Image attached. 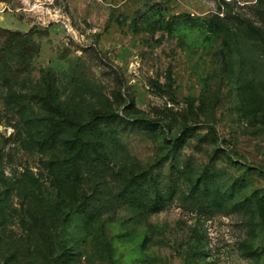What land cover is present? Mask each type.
<instances>
[{
    "label": "rangeland",
    "instance_id": "1",
    "mask_svg": "<svg viewBox=\"0 0 264 264\" xmlns=\"http://www.w3.org/2000/svg\"><path fill=\"white\" fill-rule=\"evenodd\" d=\"M0 264H264V0H0Z\"/></svg>",
    "mask_w": 264,
    "mask_h": 264
},
{
    "label": "trees",
    "instance_id": "2",
    "mask_svg": "<svg viewBox=\"0 0 264 264\" xmlns=\"http://www.w3.org/2000/svg\"><path fill=\"white\" fill-rule=\"evenodd\" d=\"M127 195H128V192H127ZM104 207H105V203L97 202L96 204L92 205L91 211L92 212H99Z\"/></svg>",
    "mask_w": 264,
    "mask_h": 264
}]
</instances>
